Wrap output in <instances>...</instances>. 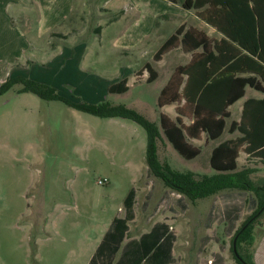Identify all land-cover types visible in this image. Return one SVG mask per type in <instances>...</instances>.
Returning a JSON list of instances; mask_svg holds the SVG:
<instances>
[{
    "label": "rangeland",
    "instance_id": "374dc122",
    "mask_svg": "<svg viewBox=\"0 0 264 264\" xmlns=\"http://www.w3.org/2000/svg\"><path fill=\"white\" fill-rule=\"evenodd\" d=\"M113 1L123 8L125 0H73L69 14L49 33L47 49L46 36L39 38L33 30L28 39L32 46L21 53L20 61L29 59L33 63L23 74L72 101L123 104L157 122V94L172 68L188 59L177 49L163 56L161 62H153L162 39L179 23L215 38L217 33L193 11L180 14L153 1L137 0L145 3L144 10L160 8L162 15L169 14L174 20L166 23L160 18L155 25L150 13H144L140 27H153L131 52L122 45L124 40H134L136 31L129 29L125 37L121 33L134 21L120 20ZM56 47L74 49V60L68 62L70 53L67 60L50 64L56 56L50 49ZM145 63L158 74L150 84L145 82V71L140 76ZM12 74L11 70L6 76L0 72V80ZM121 78L128 80L126 92L105 91ZM20 88V84H14L0 96V264H85L129 189L138 196V223L146 222L148 216L161 218L168 207L174 209L176 215L172 217L179 239L176 255L184 257L185 264H189L185 257H209L213 250H219L226 264H235L229 240L256 208L251 193L225 190L191 203L174 192H163L161 182L145 171L146 139L138 125L78 112L58 101L18 93ZM248 96L260 95L245 88L243 98L228 108L230 117L220 138L194 141L201 148L197 157L184 160L160 141L159 160L177 171L210 174L209 151L236 136L226 129L230 121L238 120L241 104ZM166 112L173 115L171 107ZM242 167L251 171L249 178L254 185L264 187L263 162L240 153L237 168ZM102 179L106 182L97 185L96 181ZM144 196L147 202L142 205ZM252 235L251 246L241 248L240 254L250 252L254 264H264V209L253 223ZM203 237L211 241H202Z\"/></svg>",
    "mask_w": 264,
    "mask_h": 264
},
{
    "label": "trees",
    "instance_id": "16d2710c",
    "mask_svg": "<svg viewBox=\"0 0 264 264\" xmlns=\"http://www.w3.org/2000/svg\"><path fill=\"white\" fill-rule=\"evenodd\" d=\"M166 1L184 11H193L197 19L220 35L216 40L195 28L180 26L153 54V62L176 49L189 55L185 64L174 67L156 97L157 109L173 106L174 119L158 112L157 122H151L123 104L72 101L57 94L53 87L22 76L7 77L0 84V96L14 84H20L18 93L58 101L91 116L135 123L145 134L144 160L148 173L164 188L191 203L225 190L251 193L256 208L232 232L229 250L235 264H254L251 253L241 255L240 249L252 244L253 223L264 209V187L254 185L249 178L251 171L238 169L236 160L243 153L264 163V0ZM144 71L145 82L152 83L156 73L149 63L140 72ZM246 87L262 97L242 102L238 120L230 121L226 129L228 134L236 136L218 143L210 151V174L177 171L159 160L160 141L167 142L182 159L192 160L200 153V147L193 145L192 140H199L201 135L208 141L217 140L230 117L228 108L243 97ZM126 90L125 78L106 88L109 94H123ZM133 202L134 190L129 189L122 203L123 218L111 221L87 264H111L127 230L126 223L133 219ZM173 241L167 227L156 224L132 244L134 248L127 256H124L125 248L114 264H165Z\"/></svg>",
    "mask_w": 264,
    "mask_h": 264
},
{
    "label": "crops",
    "instance_id": "0c3cea01",
    "mask_svg": "<svg viewBox=\"0 0 264 264\" xmlns=\"http://www.w3.org/2000/svg\"><path fill=\"white\" fill-rule=\"evenodd\" d=\"M143 1H145V0H143ZM143 1L135 0L134 2L132 1L133 3H129L128 0H125L123 8H120L119 6H116L115 1H113L115 9L119 11V14H120V18L119 19L120 20H122L124 18H128V19L132 18V20L134 21V23L132 25H130L129 27H127V28L124 27L123 28V32L121 33V35H122L121 37H123V35L125 37V36L129 35L128 34L129 33L128 32L129 29H132V30L136 31V36H135L134 40L133 39L124 40L123 41V45H122L123 49L128 50V51L132 50L131 52H133V50L138 49V45L137 44L142 39H144L147 36L145 32L150 33L151 30H152V27H153V24H152L151 28L144 29L143 27H140V21L141 22L143 21L144 13H147V16L150 13V15L153 18V21H155V25H157V20L160 19V18L166 19V23H172L173 20H174V18L171 17L169 14H163L162 15L161 14V10L162 9H160V8H157V9L152 10V11L147 10V9L144 10L143 7H145V3ZM146 1L147 2L148 1L152 2L153 1L156 4H158L159 7L162 6L163 9H168L169 11L172 10L174 12L177 11L180 14H185V13L188 12V11L182 10L178 5L169 3L166 0H146ZM72 2H73V0H0V72L1 73L4 72V76H6V73L9 70H11L13 72L12 77H14V76H22V77H26V78H30V79L34 80L33 77L28 76V75L26 76L25 74H23L24 72L28 73V70H26V69L28 67H30V65L33 62L30 61L29 59L25 60L24 62H20V61H22L21 53L24 52V51L29 50L28 48H31V46H32L30 41L28 40L31 37L30 34L33 33V30H34V32H36V34L40 36L39 38L46 36V41L44 42V46L45 47L48 46V44H49L48 43L49 33H51L52 29H54L58 25V23L61 22L69 14V12L71 11L70 8L72 6ZM146 4L149 5V3H146ZM110 5H112V4H110ZM179 17L182 18V16H179ZM138 21H139V23H137ZM180 26H184L185 28L192 27V26H189V25L185 26V25H183V23H179L178 25L173 26L172 29H171L170 34H168L166 37H164L162 39V41L160 42L159 46L164 42V40L168 36H170ZM192 28H194V27H192ZM154 30H155V27L153 29V32H154ZM196 30H198V29H196ZM198 31H200V30H198ZM200 32H202V31H200ZM55 36L58 37V39H61V38H59L60 35L59 36L55 35ZM206 36H208V35H206ZM208 37H212V38L217 40V39H219L220 35L217 33L216 38L213 37V36H208ZM57 47L54 48V49H50V51L51 50L56 51V56L54 57V59L49 61L50 64H53V63H55L56 61H59V60H64V59L67 60L68 59L67 57L70 55V53H71V60H68V62L70 63V62H72L74 60V57L76 55L75 54L76 51L74 49L71 50V49L63 48L61 50V49H58ZM134 47H136V48L133 49ZM47 48L48 47H46V49ZM173 51L174 50H172L170 52H173ZM170 52H168V53H170ZM168 53H166V54H168ZM165 55H163V56H165ZM186 55H188V54H186ZM163 56H162V58H163ZM162 58H161V60H162ZM161 60L156 62V63L161 62ZM188 60H189V55H188V59L186 60V62ZM185 63H183V64H185ZM174 67L172 68V70L174 69ZM172 70L168 74V77L171 74ZM155 73H156V77H155V79H156L158 74H157L156 71H155ZM140 76L141 77L143 76V72H142V74ZM34 77H36V76H34ZM125 79H126V87H127V90H128V85H127L128 80H127V78H125ZM167 79H166V81H167ZM4 80H0V84ZM139 81H142V79H140ZM166 81H165V83H166ZM163 85H162V87H163ZM250 90H252V89H250ZM244 93H245V90H244ZM259 95H260L259 97L248 96L247 98H261L262 94L259 93ZM247 98H245V99H247ZM169 107L172 108V113H173L172 116L169 115L168 112H166V108H169ZM240 109H241V107H240ZM158 110H159L158 112H161V113L165 114L170 119H174V117H175L173 106H164V107H162V108H160ZM184 123L186 124L185 121H184ZM202 138H204V137L201 135L200 139H202ZM199 140H192L191 143L193 145H195L194 141H199ZM165 143L168 145V147L171 148V146L167 142H165ZM195 146H197V145H195ZM215 146H213V147H215ZM211 149H210V151H211ZM200 150H201V148H200ZM210 151H209V155H210ZM157 156H158V154H157ZM208 158H209V156H208ZM238 159H239V156H238V158L236 160L237 161V166H238ZM146 170H147V168L145 169V171ZM162 190H163V192L164 191H168V192L170 191V190H168V189H166L164 187L162 188ZM170 192H172V191H170ZM136 195H137L136 191L134 190V202H133V207H132L133 219L126 223L127 230L124 233V237H123V239H122V241L120 243L119 250L117 251V253L113 257V260H112L111 264H114L117 261V259L119 258L120 254L122 253L123 250H125V248H126V251H124V256H127V254H129V250H133L132 248H134V245H132V244L133 243H137L139 241V238L142 235L148 234L149 231L151 230V228L154 225H156V224H163L164 226L167 227V232L172 233L173 236H174V241L172 242V246H171V249H170V257H169V259L167 260V262L165 264H185L183 262V258L184 257H177V255H176V246H177V243H178L179 239L177 237L178 236L177 235V231H176L177 228L175 227V224H174V217H172L173 215L174 216L176 215L174 209H171V208L168 207L167 208L168 212L165 213L161 218L154 219V217L148 216V219L146 220V222L143 221V223H138L137 222V213H136V210H135L136 201H137V198H138V196L136 197ZM145 197L146 196H144V202L142 203V205H144L145 202H147ZM210 197H212V196H210ZM210 197H208V198H210ZM122 203H123V200H122ZM122 203H121V209L118 210L117 214L114 215L111 218V220L109 221V223L107 225V228L104 230V232L101 235L100 239L97 241L95 247L93 248V250H92V252H91V254H90V256H89V258H88V260H87V262L85 264H87L88 261L90 260V258L92 257L96 247L98 246L99 242L101 241L102 236L104 235V233L107 231L111 221L114 218H117V219H122L123 218L124 210H123V207H122ZM170 213H171V215H170ZM202 241H207V243H208V242L211 241V238L203 237ZM213 241H214V239H213ZM135 250H137V249H135ZM251 257H254V256L252 255ZM185 258H186V262H189V264H196V262H199V261H202V264H226L224 257H222L221 255L219 257V250H213V252H211L209 257H185Z\"/></svg>",
    "mask_w": 264,
    "mask_h": 264
},
{
    "label": "built area",
    "instance_id": "2783aa9c",
    "mask_svg": "<svg viewBox=\"0 0 264 264\" xmlns=\"http://www.w3.org/2000/svg\"><path fill=\"white\" fill-rule=\"evenodd\" d=\"M105 182H106V180H105V179H102V180H98V181H96V184L101 186V185H103Z\"/></svg>",
    "mask_w": 264,
    "mask_h": 264
},
{
    "label": "water",
    "instance_id": "95a60500",
    "mask_svg": "<svg viewBox=\"0 0 264 264\" xmlns=\"http://www.w3.org/2000/svg\"><path fill=\"white\" fill-rule=\"evenodd\" d=\"M232 247H234V244L232 243Z\"/></svg>",
    "mask_w": 264,
    "mask_h": 264
}]
</instances>
